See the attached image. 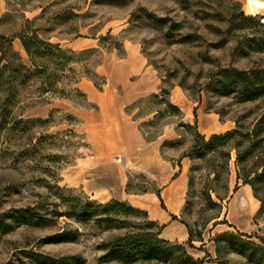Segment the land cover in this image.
I'll return each mask as SVG.
<instances>
[{"label":"rangeland","instance_id":"1","mask_svg":"<svg viewBox=\"0 0 264 264\" xmlns=\"http://www.w3.org/2000/svg\"><path fill=\"white\" fill-rule=\"evenodd\" d=\"M262 23L260 14L246 19L237 0H0V264H192L180 252L129 263L111 256L116 238L157 228L128 201L111 208L114 198L84 188L85 178L100 179L98 148L109 145L127 192L157 191L164 164L174 170L169 182L183 170L176 217L203 241L171 245L205 257L212 237L236 233L233 221L255 223L249 235L256 237L243 239L260 244L264 221L234 201L243 196L242 178L264 172V98L239 100L220 73L264 67V51L251 49L264 41ZM22 34L55 45L35 57L38 66ZM231 130L251 136L210 142ZM86 203L93 206L87 221L70 216ZM106 206L111 221L101 220ZM29 215L35 222L21 223ZM63 231L69 241L46 240ZM205 260L244 257L228 248Z\"/></svg>","mask_w":264,"mask_h":264},{"label":"trees","instance_id":"2","mask_svg":"<svg viewBox=\"0 0 264 264\" xmlns=\"http://www.w3.org/2000/svg\"><path fill=\"white\" fill-rule=\"evenodd\" d=\"M243 16L246 19H251L253 15H246L242 11ZM264 27V23L261 25ZM22 45L29 55V57L34 62V65L38 66L35 63V57L39 55V53L46 49L47 51L52 47H55V45L51 43H47L45 41H42L41 39H38L36 35H27L22 34L19 36ZM6 39L4 37H0V43L5 42ZM46 46V47H45ZM58 48V47H57ZM251 49L255 52H263L264 51V41L260 40V42L255 43ZM2 60V59H1ZM18 66L21 68H26L22 62L19 61ZM45 66V65H43ZM220 83L224 88L233 87L236 89V94L241 101H249V100H255L258 98H264V67L262 66H255L249 70H238V69H223L220 73ZM258 124H264V112L260 116L258 120ZM255 132V131H254ZM240 133L237 130H231L227 131L225 134H213L210 138V142L214 141H225L228 139L231 135ZM241 137H249L251 134H245L240 133ZM225 144V142H224ZM227 144V143H226ZM225 144V145H226ZM241 146L240 142L234 143L231 148H234L237 150L238 158L240 157V152L238 151V148ZM229 155V154H228ZM254 177H250L251 174H248L244 178H242L243 185L248 184L250 185L253 195L256 199L260 202V207L254 216V221H257L258 219H262L264 221V214L262 218V213L264 212V187H258V183H264V172H255L253 173ZM238 179L239 176H238ZM237 188H235L236 190ZM209 190H213L212 188H209ZM208 190V200L211 205L217 206L218 203L216 201H213L211 199V195ZM215 192V195L218 200L222 201L224 199L223 196H221L217 191L213 190ZM260 192L262 195H260ZM160 198V196H159ZM162 203V207L164 208L163 202L160 199ZM111 205H109L111 208L114 207H124V203L120 200L113 199L110 202ZM73 213H71L70 216H72L77 221L85 222L90 217V211L93 209V206L91 203H86L82 206H74L72 207ZM130 209V208H129ZM133 208H131L132 210ZM103 216L101 217V220L103 221H111L113 219L114 215H111L109 210L106 208L103 211ZM116 216V215H115ZM173 219H177L176 216H173ZM21 223L23 224H33L35 222V218L32 215H29L28 217L22 216L20 219ZM226 223V221H224ZM149 226H155L157 228V231H150L146 229H140L136 233H131L129 235L118 237L114 241L109 243L110 246V254L114 259H117L119 261H123L125 263H129L135 260H138V258L142 259H151V258H164V259H173L175 256L180 252L181 255H184L186 259L190 260L192 264H203L205 261V258L209 257V254L206 253L205 257L196 258L194 259L191 255H189L185 249V247L182 244H176L171 245L170 241L159 238L158 236L161 234L162 229L164 228V225H159L155 221H151L148 223ZM0 225H5L4 221H0ZM185 227L188 232V238L186 240V244L190 248H194L193 242L194 241H203L202 232L194 233L191 227L188 224H185ZM236 231V233L230 232V231H224L222 233L216 234L214 237H212L210 240L214 243V249L216 256H221V253L230 248V249H238L240 253H242V256L244 257V260L236 262V263H230L227 260L219 261V264H264V241L262 237H258L261 241L260 244L246 241L243 239V237L251 238L256 237V235H249L246 233L240 232L237 228H235L233 225H231ZM70 236L66 231L56 233L55 235L49 237L46 240H49V243H56V242H63V241H69ZM63 261V260H62Z\"/></svg>","mask_w":264,"mask_h":264},{"label":"crops","instance_id":"3","mask_svg":"<svg viewBox=\"0 0 264 264\" xmlns=\"http://www.w3.org/2000/svg\"><path fill=\"white\" fill-rule=\"evenodd\" d=\"M240 2L242 11L246 15L260 14L264 16V0H237ZM111 145L107 147V152H102L98 148V177L85 178L82 183L87 192L92 193L99 199L114 198L117 200H126L132 206L144 210L151 218V220L157 222L159 225H164L161 231V238L168 241H186L188 238V232L186 227L181 224L177 219H173L178 212L182 209L184 203L183 186L185 183L184 172H177V176L170 182L169 176L174 172L170 167L167 169V164H164V171L160 176L161 186L157 191L146 192L143 194H136L133 192H127L125 190L126 174L121 171V168L115 165L111 158L113 157V148L109 149ZM114 164V165H113ZM153 164V163H152ZM107 166V168H105ZM109 167V168H108ZM243 191V196L246 199V203H241L239 197L234 201L236 206L242 208L245 215L248 217L255 215L260 207V202L253 195V191L250 185L245 184L240 188ZM160 196V198H159ZM163 202L164 208L162 207ZM234 197H232L229 206L233 204ZM228 219V214H226ZM240 232L250 234L258 229L255 223H248V226L241 228L235 221L230 222ZM264 241V230L259 232ZM254 235V234H253ZM213 241L210 240L208 246L212 245ZM204 247V246H203ZM211 260L214 259L215 249L214 245L208 249ZM203 264H219L215 261L205 260Z\"/></svg>","mask_w":264,"mask_h":264},{"label":"bare ground","instance_id":"4","mask_svg":"<svg viewBox=\"0 0 264 264\" xmlns=\"http://www.w3.org/2000/svg\"><path fill=\"white\" fill-rule=\"evenodd\" d=\"M239 200L241 201V203H246V199H245V197L244 196H241L240 198H239Z\"/></svg>","mask_w":264,"mask_h":264}]
</instances>
